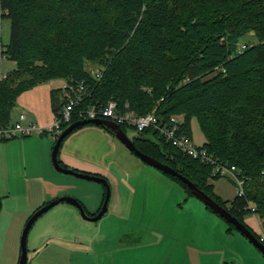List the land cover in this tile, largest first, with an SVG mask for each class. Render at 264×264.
<instances>
[{"label": "trees", "instance_id": "16d2710c", "mask_svg": "<svg viewBox=\"0 0 264 264\" xmlns=\"http://www.w3.org/2000/svg\"><path fill=\"white\" fill-rule=\"evenodd\" d=\"M4 19L10 39L3 42L0 28V128L14 123L21 93L55 78L83 82L87 91L60 131L110 100L138 114L156 109L164 121L184 114L191 137L197 117L206 137L202 146L245 175L244 195L223 199L210 182L221 177L213 175V165L153 128L136 130L135 143L192 180L261 240L246 218L258 214L264 228V0H0ZM246 34L252 38L240 51ZM3 57L16 66L1 78ZM88 63L101 67L102 75L96 77ZM64 95L63 88L52 89L57 114ZM164 173L195 195L180 177ZM227 222L229 232L237 229Z\"/></svg>", "mask_w": 264, "mask_h": 264}, {"label": "crops", "instance_id": "0c3cea01", "mask_svg": "<svg viewBox=\"0 0 264 264\" xmlns=\"http://www.w3.org/2000/svg\"><path fill=\"white\" fill-rule=\"evenodd\" d=\"M52 89L53 86L47 82L21 93L17 99L13 121H17L21 113H26L25 124L36 122L45 128L52 127L58 115L53 107ZM60 132L47 130L43 133L19 134L0 140V155L5 160L0 172V195L3 205L9 203L5 217L21 215L27 221L36 210L49 201L63 195L77 196L71 190L82 183L55 169L52 162V150ZM103 145H108L106 150H103ZM119 145H122L120 141H116L108 130L96 124H86L68 135L60 147L58 156L68 167L105 176L117 188L120 187L119 180H122L115 174ZM97 190L99 194L88 196L90 202H82L90 214L99 209L104 198L105 190ZM130 191L133 201L127 212L122 206L121 212L109 211L108 214H117L119 218L128 220L129 225L141 226L147 221L146 211L135 205L137 189L130 187ZM117 204L116 200L114 208L118 207ZM47 212V216L44 215L46 212L43 214L46 216L43 221L44 230L33 238L31 250L34 253L28 264H153L155 256L144 253L152 242L135 244L128 242L129 238L122 242L113 232L104 235L105 237L99 231L96 234L84 231L83 234L77 227L92 220L83 218L80 210L72 207L70 203L62 202ZM123 213H127V217H124ZM124 234L129 236L127 232ZM163 234H160L155 244L163 243ZM19 235L20 232H14V236L9 238L11 241L7 240L10 244L9 255L18 252V244L15 241ZM166 237L163 236V240ZM137 248L140 249L139 253H135ZM169 248L167 247V251ZM156 258L157 264H178V260L166 254L157 255ZM180 258L182 261V257ZM19 260L20 258L14 256V260L9 264H18ZM0 264L6 263L0 261Z\"/></svg>", "mask_w": 264, "mask_h": 264}, {"label": "rangeland", "instance_id": "374dc122", "mask_svg": "<svg viewBox=\"0 0 264 264\" xmlns=\"http://www.w3.org/2000/svg\"><path fill=\"white\" fill-rule=\"evenodd\" d=\"M1 31L3 42L7 43L10 39V21L8 19L2 20ZM247 38H252L251 34H246L241 44ZM15 66L14 61L4 58L2 60V73H7ZM87 66L93 70L97 68L90 63ZM48 83L53 88H63L66 80L55 78ZM191 125L194 142L197 145H202L206 137L200 128L197 117H193ZM127 132L131 137L136 134V130L131 127H127ZM116 141L118 140L116 139ZM120 144L122 145H119L120 148L116 156L118 166L115 165V174L122 179L119 180L120 187L115 188L113 183L109 182L111 196L107 212L99 220H85L87 222L77 227L81 230V233L84 234V231H87L89 234L91 232L96 234L99 231L104 236L113 232L117 239L122 242H126L125 239L127 238L136 239L135 241L131 239L128 241L135 242V244L152 242L151 245L148 244L150 246L147 247L144 253L155 256L153 264L158 263V258L156 257L160 254L173 256L178 260V264H264L262 251L241 231L234 229L229 232V223L226 219L207 208L206 204L198 196L188 194L178 182L160 169L142 160L123 143L120 142ZM103 147V150H106L108 145H103ZM4 163V157L0 155V172ZM67 175L82 183L71 190L77 196L70 195L81 202H90L91 199L88 196L99 194L100 192L98 193L97 189H102V191L105 189V185L101 182L78 177L74 174ZM210 182L214 184L215 192L223 199L231 200L237 194V187L229 177L212 178ZM130 187L137 189L136 200L134 199L136 207L146 211L145 219L147 221L141 226L136 224L129 225L128 220L119 218L117 214H108L109 211L121 212L122 206L125 209L124 211L127 212L133 201ZM121 199L125 201L122 202ZM116 200L118 201V207L114 208ZM63 203L69 204L68 202ZM8 204L6 202L3 205L2 200L0 209V261L6 264L12 262L14 256H17L18 259L20 258V240L23 228L27 222L21 215L13 218H11V215H9L10 217H5L7 216L5 212ZM71 205L74 208L76 207L73 204ZM47 213L44 215L47 216ZM44 215L36 221L28 235L29 261L34 253L31 250L33 238L45 228L43 221L46 216ZM123 216L127 217V213H123ZM246 219L258 233L264 229L263 220L258 214L249 215ZM130 231L131 235L124 234ZM14 232H20L19 237L15 241L18 244V252L14 253L15 255L13 253L9 255L8 248L10 244L7 240L14 236ZM160 234L167 237L163 240L162 236L161 242L163 243L161 245L155 244L159 240ZM140 240L144 242H139ZM167 247H170L168 251ZM139 250L137 248L135 253H139ZM180 257H182V261Z\"/></svg>", "mask_w": 264, "mask_h": 264}, {"label": "built area", "instance_id": "2783aa9c", "mask_svg": "<svg viewBox=\"0 0 264 264\" xmlns=\"http://www.w3.org/2000/svg\"><path fill=\"white\" fill-rule=\"evenodd\" d=\"M1 28V22H0ZM245 48V44H241L240 51ZM6 57H3V59ZM102 68L99 67L93 74L96 77L102 75ZM6 77V73H2L1 78ZM67 95L64 96L65 102L63 104L60 114L56 116L55 123L52 127H44L36 122H29L25 124L27 120L26 113H21L18 120L12 125L0 128V137L13 138L19 134L21 135H33L35 133H43L47 130L52 132L60 131L61 123L70 121L75 108L84 99V95L87 93L85 84L80 82L78 85H69L65 83L63 87ZM129 105L126 104V107ZM83 114L86 118H104L114 120L121 125L134 128L137 131H143L149 128H153L157 131L158 135L165 140L171 142L177 146L182 152L188 154L194 158H198L203 162H207L213 165V175H219L231 178L236 187L237 194H245L246 177L242 173L238 166L229 163L228 161L219 162L213 155H211L202 145H197L193 137L187 134L184 129L185 115L173 114L167 121H164L157 114L156 109H153L147 114H138L133 110H122L118 106L115 100H110L105 107H91L87 109ZM253 215H256L255 213ZM261 240L264 241V229L260 232Z\"/></svg>", "mask_w": 264, "mask_h": 264}, {"label": "water", "instance_id": "95a60500", "mask_svg": "<svg viewBox=\"0 0 264 264\" xmlns=\"http://www.w3.org/2000/svg\"><path fill=\"white\" fill-rule=\"evenodd\" d=\"M65 95L67 93L65 92ZM65 102V98L62 99V104ZM86 124H96V125H103L105 127H108L111 130V133L114 138L118 139L120 142H122L129 150H131L134 154L139 156L142 160L147 162L148 164L164 171L167 173H171L172 175L180 177L183 181H185L189 187L191 188L192 192L198 196L207 206H210L216 213H218L220 216L225 218L227 221L232 222L236 225L239 231L242 232L246 237L249 238V240L254 243L264 254V242L262 240L258 239V237L250 230V228L247 227L245 223L240 221L236 216H234L229 209L224 207L222 204H220L218 201H216L212 196H210L207 192H205L203 189L199 188L192 180H190L188 177L184 176L183 174H180L174 167H172L169 164H166L159 159L155 158L152 155H149L145 152H143L135 143V138L131 137L128 132L122 127L121 124L117 123L114 120L110 119H104V118H86L83 120H78L76 122H73L69 124L64 130H62L56 140V143L54 144L53 150H52V162L54 164L55 169L58 171L67 173V174H74L78 177L91 179L97 182H101L105 185L107 192L105 201L100 209V211L96 215H91L87 212L85 206L83 203L70 195H63L60 197H57L53 200H51L49 203H46L42 207H40L38 210H36L27 220L23 231L21 235V255L20 260L18 264H28L29 261V255H28V235L33 227V225L36 223V221L42 216L45 212H47L49 209L54 207L55 205H58L62 202H68L73 205H75L79 210L83 218L96 221L101 219L104 214L108 210V203L111 196V186L109 183V180L105 176H101L98 174H92L89 172L84 171H78L74 168L65 167L61 164V161L59 159V150L61 147V144L63 140L70 134L72 131L81 125ZM2 206V199L0 197V209Z\"/></svg>", "mask_w": 264, "mask_h": 264}, {"label": "flooded vegetation", "instance_id": "af4514ba", "mask_svg": "<svg viewBox=\"0 0 264 264\" xmlns=\"http://www.w3.org/2000/svg\"><path fill=\"white\" fill-rule=\"evenodd\" d=\"M59 197H60V196H59ZM49 202H50V201H49ZM49 202H48V203H49ZM206 206H207V205H206ZM99 211H100V210H99ZM99 211H98V212H99ZM87 212H88V211H87ZM96 212H97V211H96ZM98 212H97V213H98ZM89 214H90V213H89ZM217 214H218V213H217ZM91 215H96V214H91ZM237 229H238V228H237ZM128 234L131 235L132 233L128 232ZM130 239L133 240V241L136 240V239H132V238H130ZM140 241H143V240H140Z\"/></svg>", "mask_w": 264, "mask_h": 264}, {"label": "bare ground", "instance_id": "6f19581e", "mask_svg": "<svg viewBox=\"0 0 264 264\" xmlns=\"http://www.w3.org/2000/svg\"><path fill=\"white\" fill-rule=\"evenodd\" d=\"M93 70V69H92ZM65 92V91H64Z\"/></svg>", "mask_w": 264, "mask_h": 264}]
</instances>
